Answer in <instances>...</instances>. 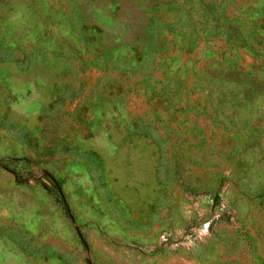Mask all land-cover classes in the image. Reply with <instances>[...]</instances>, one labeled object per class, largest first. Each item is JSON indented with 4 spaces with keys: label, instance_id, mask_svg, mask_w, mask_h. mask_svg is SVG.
Masks as SVG:
<instances>
[{
    "label": "rangeland",
    "instance_id": "obj_1",
    "mask_svg": "<svg viewBox=\"0 0 264 264\" xmlns=\"http://www.w3.org/2000/svg\"><path fill=\"white\" fill-rule=\"evenodd\" d=\"M0 264H264V0H0Z\"/></svg>",
    "mask_w": 264,
    "mask_h": 264
}]
</instances>
